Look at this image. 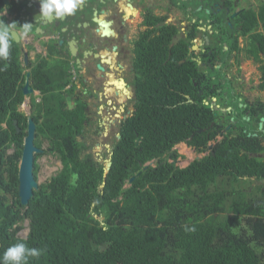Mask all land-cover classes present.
Returning <instances> with one entry per match:
<instances>
[{
  "label": "trees",
  "instance_id": "16d2710c",
  "mask_svg": "<svg viewBox=\"0 0 264 264\" xmlns=\"http://www.w3.org/2000/svg\"><path fill=\"white\" fill-rule=\"evenodd\" d=\"M186 65L170 59L157 70L162 75L141 79L108 172L79 139L84 109L68 107L55 76L35 69L46 81L31 112L35 144L43 149L35 154L34 174L38 178L37 160L47 153L62 168L23 204L18 184L28 124L20 110L25 75L16 45L9 46L8 58L0 59V256L25 243L42 250L27 264H264V158L247 152L260 151L251 139L229 135L206 153L224 125L204 97L192 93ZM176 68L181 91L171 89ZM181 142L204 154L180 166L174 147ZM247 178L257 180L254 187ZM26 219L29 232L22 237Z\"/></svg>",
  "mask_w": 264,
  "mask_h": 264
},
{
  "label": "flooded vegetation",
  "instance_id": "af4514ba",
  "mask_svg": "<svg viewBox=\"0 0 264 264\" xmlns=\"http://www.w3.org/2000/svg\"><path fill=\"white\" fill-rule=\"evenodd\" d=\"M263 14L264 0H82L73 14L45 19L39 0H9L0 28L10 29L9 44L19 51L22 91L27 81L32 89L23 103L41 102L46 75L35 69L52 73L67 106L84 109L79 137L107 129L119 138L141 79L162 75L157 70L174 59L187 64L192 93L224 125L206 153L229 135L251 139L260 151L247 152L264 158ZM172 75L171 89L181 91L180 70Z\"/></svg>",
  "mask_w": 264,
  "mask_h": 264
},
{
  "label": "rangeland",
  "instance_id": "374dc122",
  "mask_svg": "<svg viewBox=\"0 0 264 264\" xmlns=\"http://www.w3.org/2000/svg\"><path fill=\"white\" fill-rule=\"evenodd\" d=\"M27 100L25 103L21 104L20 110L24 111L27 115H29V114H31L32 109L28 105ZM86 131L89 132L88 129ZM110 132H111V130L107 131V129H106V131L104 130V132H103V134L106 133L107 136L109 135L108 138H107V136H104L103 134H101V135H98L97 133L95 134V132H93V131H91L89 133L90 135H88L86 133L84 136L79 137L80 140H84V138L87 139L86 144H88V146H89L88 151L90 150L94 154L95 158L98 159L99 161H102L106 167H107V161L110 159L111 154H112V151H111L112 149H111V147H109L108 144L109 143L112 144L115 142V140H117V138H115L114 134H112V137H110ZM114 133H115V131H114ZM42 147L44 149H47L48 148V142L43 141ZM174 148L177 149L178 153L181 155L177 160V164H179L180 166H186L192 160H194L197 157H201L204 154V153L197 152L192 147L188 146L185 142L178 143L177 145H175ZM12 151H13L12 148H10L8 150V152H12ZM37 163L40 166L39 173H38V182L39 183H42V182L48 180L53 174L57 173L59 171V169L62 168V163H61L60 159L56 155L50 154V153H47V154L39 157L37 160ZM148 163L155 164L154 161H150ZM245 183L250 184L254 187V185L257 183V180L247 178ZM23 225H24V227H23L22 231L19 232V235L22 237H26L28 232H29V220L26 219L24 221Z\"/></svg>",
  "mask_w": 264,
  "mask_h": 264
},
{
  "label": "clouds",
  "instance_id": "9594fccd",
  "mask_svg": "<svg viewBox=\"0 0 264 264\" xmlns=\"http://www.w3.org/2000/svg\"><path fill=\"white\" fill-rule=\"evenodd\" d=\"M40 15L47 19H61L73 14L82 0H39ZM8 27L0 28V59H7L9 55ZM31 115V114H30ZM107 172V171H106ZM194 231V228L186 229ZM42 250L29 248L25 243H16L9 246L0 256V264H27L28 257H39Z\"/></svg>",
  "mask_w": 264,
  "mask_h": 264
},
{
  "label": "water",
  "instance_id": "95a60500",
  "mask_svg": "<svg viewBox=\"0 0 264 264\" xmlns=\"http://www.w3.org/2000/svg\"><path fill=\"white\" fill-rule=\"evenodd\" d=\"M9 0H4L5 4H8ZM17 39V36H15ZM24 95L32 93V89L29 87V83L25 84L23 88ZM17 125V121H14ZM37 124L29 114L27 133L24 137V144L22 155L19 163V184L18 193L19 199L23 204H28L29 200L34 196V191L39 188L38 178L34 174L35 154L41 152L43 149L35 144ZM20 130V129H18ZM112 165V161H107L106 171L108 172ZM134 177L130 180L132 181Z\"/></svg>",
  "mask_w": 264,
  "mask_h": 264
}]
</instances>
